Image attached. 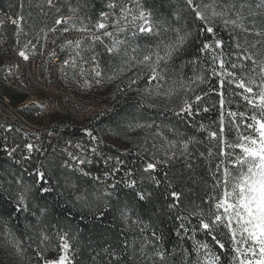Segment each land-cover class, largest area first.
Here are the masks:
<instances>
[{
    "label": "snow or ice",
    "instance_id": "1",
    "mask_svg": "<svg viewBox=\"0 0 264 264\" xmlns=\"http://www.w3.org/2000/svg\"><path fill=\"white\" fill-rule=\"evenodd\" d=\"M166 2L101 0L97 8L96 0H18L19 11L8 16L17 45L30 35L26 3L39 10L36 19L55 9L54 25L33 38L81 33L60 45L69 51L61 73L81 88L115 85L117 99L134 93L136 113L110 119L117 134L137 139L135 152L118 155H105L103 139L87 129L89 146L69 142L76 152L25 144L28 155L14 160L20 170H0V206H8L0 213V264H264V0H170L165 10ZM65 5L70 15H59ZM36 49L29 39L17 55L27 62ZM213 109L215 120L194 122ZM147 111L171 112L202 136L148 119ZM5 150L12 158L15 149ZM34 151L44 160L25 167ZM101 162L102 176L85 167ZM162 185L164 203L152 211L174 222L171 248L143 218ZM121 186L130 200L121 199ZM56 208L63 221L50 220ZM109 214L120 224L118 245L108 242ZM90 229H100V238L85 242Z\"/></svg>",
    "mask_w": 264,
    "mask_h": 264
},
{
    "label": "trees",
    "instance_id": "2",
    "mask_svg": "<svg viewBox=\"0 0 264 264\" xmlns=\"http://www.w3.org/2000/svg\"><path fill=\"white\" fill-rule=\"evenodd\" d=\"M73 3H75V0H72ZM170 0H167L165 3V10H167V5ZM149 3H151V0H149ZM11 5V7H10ZM101 6V0H96V7L99 8ZM157 7L159 8V0L157 3ZM19 11L18 7V0H0V18H2L5 23H3V26L0 27V38L5 41V43L8 45V41L11 42V44H16V35H15V26L10 23L8 20V16H15L16 13ZM31 11L33 13L32 17L28 18V22L24 23V29L25 31H29L30 35L28 37H21L20 42H22L25 39H31L33 43H36L37 40L34 39L33 37L35 36V32L39 30L40 27H45V30L47 28H50L54 25V21L57 17V13L55 12V9H53L47 16L40 17L39 19H36L38 9L36 8H28L27 3L25 4V10H24V15L27 17V13ZM47 11V9H46ZM59 15H64L68 16L70 15L67 6L62 7V11ZM33 20L36 22V28L34 30L29 28V25L33 23ZM0 21H2L0 19ZM59 28H63L64 25L58 26ZM42 44H43V35L42 38L40 39L39 42H37V49L36 51L39 53L42 49ZM190 52L192 55L196 54L195 48H191ZM65 54L61 51V55ZM187 59V58H186ZM189 75H191V69H188ZM7 83V84H6ZM213 86H216V81L213 80L212 82ZM110 86V94L108 95L110 101H107L108 103L105 104H94L98 107L104 106L103 109L105 110L110 107V109H113L112 112H110L108 115H105L104 117L97 119L95 116L92 119H86V120H77L75 118H72L70 115H66L64 118H56L52 117V120H54L52 123H48L44 129L45 131L50 130L51 133L55 136L54 140H47L40 146H38L42 151H44L47 154H50L52 152L53 148H56L57 151L67 148L69 151L76 152L77 150L74 147L69 146V142H71L72 145L76 143H81L85 146L90 145V140L89 137L85 134V129L92 131L94 135L100 137L103 139L104 143L101 146V151L105 155H118L122 152H125L126 150L129 152H135L134 148V143L137 139L135 134H130L133 136L131 139V142L129 141L128 138H126L123 134H117L116 128H115V123L110 119V117L115 116L116 112L120 113L119 117H115L116 121H119L122 118H127L128 114L132 113L135 114L137 109H136V103H137V96H133L134 93H130L127 96L120 95L119 98L117 99V93L115 91V85H106ZM102 89V87H101ZM101 89H96L94 91L99 92ZM199 90L207 91L208 87L207 85H201ZM17 91V90H16ZM0 95H5L8 96L10 103L12 106H19L21 103L25 102L26 96L22 94L16 93L9 84V81H5L3 77L2 70H0ZM99 94L96 93H90L89 96L85 97L86 101H92V100H97L99 99L96 97ZM106 91H105V94ZM4 96V97H5ZM93 97V98H92ZM2 99V98H0ZM212 100H218L217 96H212ZM208 102V101H206ZM180 103L179 97L174 98L172 101V106L176 107ZM9 104V103H8ZM111 106H109V105ZM15 108V107H14ZM15 111L21 116V118L25 121L27 119L31 120L33 119L34 115H36V112H38V107H29L26 109H20V112L15 108ZM21 113V114H20ZM59 114H52L48 115L46 117L50 116H57ZM145 117L148 119H153L156 120L157 123L160 121H164L165 123H169L177 128H179L182 132L186 133L187 135H193L197 134L202 136V134H198L195 131V128L189 127L186 122L181 121L178 117L172 115L171 112L165 113L164 115H160L155 111H147L144 113ZM219 115L218 109H213L212 111L208 113H202L200 116L195 117L194 122L199 123V122H204L208 123L211 120H215ZM76 120L77 122H75ZM22 125L20 122L17 123H12V124H4L0 126V170L3 169H15L17 172L20 170L18 165H15L14 160L15 159H21L22 156L28 155L27 150L23 149L21 146H18L16 144L15 152L13 153V157L10 158L7 154L6 149V144H9V141L6 143V140L3 138V133H11L14 136L17 134H21L19 136V139H25V135L22 134ZM124 145L126 148H121V145ZM33 159L30 162L25 163V167H35V164L37 161L44 160V156H41L38 152H33L32 154ZM66 158V157H65ZM127 160V166L128 167H133L132 161L135 159L134 156L128 155L124 157ZM99 159V158H97ZM87 170H90L93 174H98L102 176L103 172V164L102 162L97 164L93 163L92 165H86L85 166ZM137 169L136 172V178L139 181L140 179V173L138 169L140 168V164L137 163L134 166ZM121 176H123V171L117 176V179H119ZM161 178H162V172H161ZM83 182V181H81ZM121 199H131L132 193L128 192L127 189H123L121 186ZM125 193H128L127 196H125ZM42 204L43 201H40ZM52 203V200H49V204ZM164 203V187L163 185L159 188L156 189V195L152 201L151 205L146 206V210L144 211V219L147 221L149 217L152 218V222L158 226L165 234V244L167 247L171 248L172 245L175 243L176 238L172 232L174 228V222L169 219L166 216H162L160 219H157L156 216L153 214L152 209L153 208H159L162 204ZM7 204H3L0 206V213L4 212L7 209ZM62 211L61 208H56L50 216V220L52 222H55L57 218L61 219L63 221V217H60V212ZM31 219V217H29ZM162 221V222H161ZM20 222H21V229L22 225L24 223V218L23 216L20 217ZM13 224L16 223V221L12 222ZM73 223H79L78 219L73 221ZM112 224V230L107 233L108 236V242L113 244V245H118L119 241L117 238V234L120 230V224L118 221H113L111 214H109L107 220L105 221V224ZM22 234V232H21ZM101 235V230L100 229H90V230H85L83 240L86 242L89 238H92L93 240H97L100 238ZM102 242V241H101ZM190 246V245H189ZM31 253H29L30 255Z\"/></svg>",
    "mask_w": 264,
    "mask_h": 264
},
{
    "label": "built area",
    "instance_id": "3",
    "mask_svg": "<svg viewBox=\"0 0 264 264\" xmlns=\"http://www.w3.org/2000/svg\"><path fill=\"white\" fill-rule=\"evenodd\" d=\"M0 19L4 21L2 18ZM80 35L82 34L76 31L68 33L49 32L47 39L43 38L41 51L38 53L35 50V55L30 56V60L27 62L17 55L18 45H13L10 42L5 49L2 43L4 40L0 38L2 44V46L0 44V55H2L3 59L5 58L3 54L5 51H8L6 52L7 56L3 75L5 81H9L10 87L14 90L41 89L42 91L52 93V101L39 100L42 103L39 105L36 115H45L52 112H61L64 115L65 113L75 114L83 109H94L89 116L85 117V119H92L101 112V110H95L94 103L92 102H90L92 105L89 103L88 105L83 104L86 91L101 89V87L81 88L78 83L65 79L60 71L62 61L69 56V54L61 55L60 45L66 39L74 40ZM52 52L56 53L55 58H50L49 54ZM9 67L12 68L10 74L7 72ZM8 105L7 103L6 105H0V122H14L11 119V108ZM21 128L24 129L23 127ZM24 132L25 139H14L13 134L3 133L6 143L9 141V144H6V149H14L17 147L16 144L25 149L24 145L27 143L40 146L45 141L54 140L55 138L53 134L49 135L51 133L50 130L42 133H33L24 129Z\"/></svg>",
    "mask_w": 264,
    "mask_h": 264
},
{
    "label": "rangeland",
    "instance_id": "4",
    "mask_svg": "<svg viewBox=\"0 0 264 264\" xmlns=\"http://www.w3.org/2000/svg\"><path fill=\"white\" fill-rule=\"evenodd\" d=\"M28 39H25L23 40L22 42H20V45L19 46H22L24 43L27 42ZM10 41V40H9ZM8 41V44H10V42ZM3 46L5 47V49L7 48L6 46H8L7 44H5V42L3 41ZM1 44V42H0ZM17 44V43H16ZM2 46V44H1ZM8 51H5V53L3 54L5 56V58L3 59L2 58V55H0V70H2V73L4 74V68H5V63H6V56H7V53ZM63 53L65 54H69V51L68 50H65L63 51ZM4 77V75H3ZM7 84V83H6ZM13 89V88H12ZM14 90V89H13ZM110 86H103L101 90H99V92L97 91H94V90H91V91H86L85 92V97L86 96H89L90 93H96V94H99L97 95L96 97H98L99 99H97L96 101L93 100V101H86L84 100L83 101V104L85 105H88V103L90 104V102L94 103V104H107L108 102L107 101H110V99L108 98L109 96V92H110ZM16 93H18L16 90H14ZM105 91H106V94L107 95H104L105 94ZM109 93V94H108ZM20 94V93H18ZM5 95H0V98H3ZM133 96H136L135 94ZM6 100L4 102H6L7 104L9 103L8 107L11 108V119L12 120H15L17 117V115L13 112V110L15 108H17V110L20 112V109H26V108H29V107H39V105L42 103V102H39V100H42V99H34L32 97H29V98H26L25 102L21 103L19 106H12L11 103H10V100L8 98V96H5ZM93 98V97H92ZM5 103V104H6ZM1 104V103H0ZM92 105V104H90ZM109 105V104H108ZM96 106V105H94ZM111 106V105H109ZM15 107V108H14ZM13 108V109H12ZM94 108V107H92ZM108 109H110V107H108ZM94 109H89V110H86V109H83V110H80L78 111V113H75V116L74 118L75 119H79V120H83L85 119V117L89 116V114L93 111ZM95 110H101L100 107H97L95 108ZM21 114V113H20ZM21 116H23L21 114ZM52 117H56V118H64L65 116H62V115H57V116H50V117H43V118H39V115H34L33 119L29 120L27 118L26 121L28 123V125L30 126V130H33L35 133H42V132H45V129L44 127L48 124V123H52L54 120H52ZM78 120V121H79ZM75 122H77L76 120H74ZM78 123V122H77ZM7 133V132H5ZM19 134H17L16 136H14V139H19ZM133 138V136H131ZM121 145V148H126L124 145L122 144H119ZM77 150V149H76Z\"/></svg>",
    "mask_w": 264,
    "mask_h": 264
},
{
    "label": "bare ground",
    "instance_id": "5",
    "mask_svg": "<svg viewBox=\"0 0 264 264\" xmlns=\"http://www.w3.org/2000/svg\"><path fill=\"white\" fill-rule=\"evenodd\" d=\"M5 23V22H4ZM18 93L22 94V95H25L27 98L29 97H32L34 99H42V100H45V101H52V93L51 92H46V91H42L41 89H31V90H17ZM6 100L5 97H3L2 99H0V105H6L4 102ZM7 101V100H6ZM98 106H95V108H97ZM101 109L104 108V106H100ZM13 109V108H12ZM13 112L17 115L16 119L15 120H12L14 122H0V126L1 125H4V124H12V123H17V122H20V124L22 125V127L25 129V130H29L30 132H33L35 133L33 130H30V126L28 125L27 122H25L21 116H19V114L15 111V109L13 110ZM52 114H59V115H62V116H66V115H70L72 118H74L75 114L74 113H65L64 114H61V112H52V113H49V114H45V115H39V118H43V117H46L48 115H52ZM79 120V119H77ZM83 120H86V119H83ZM24 129H22V134L25 135V132H24ZM19 136H21V134H19Z\"/></svg>",
    "mask_w": 264,
    "mask_h": 264
}]
</instances>
